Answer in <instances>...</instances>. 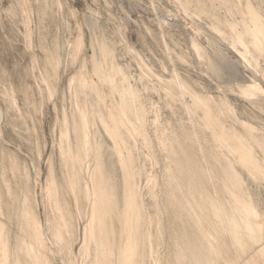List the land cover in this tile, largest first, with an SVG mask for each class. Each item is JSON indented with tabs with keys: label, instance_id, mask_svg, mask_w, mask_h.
Here are the masks:
<instances>
[{
	"label": "rangeland",
	"instance_id": "1",
	"mask_svg": "<svg viewBox=\"0 0 264 264\" xmlns=\"http://www.w3.org/2000/svg\"><path fill=\"white\" fill-rule=\"evenodd\" d=\"M99 161L109 264H264V0H0V264L96 259Z\"/></svg>",
	"mask_w": 264,
	"mask_h": 264
},
{
	"label": "bare ground",
	"instance_id": "2",
	"mask_svg": "<svg viewBox=\"0 0 264 264\" xmlns=\"http://www.w3.org/2000/svg\"><path fill=\"white\" fill-rule=\"evenodd\" d=\"M251 11V10H250ZM255 13V12H254ZM253 13V11H252V13L251 14H254ZM259 15V14H258ZM260 16V15H259ZM258 16V17H259ZM252 17V16H251ZM254 22H255V26H253V29L250 31V33H251V35H252V38H253V43H254V46H256V44H257V41H258V39L260 40V37H262L261 36V34H262V25H261V22H262V20H261V22L259 23V19L257 18V16L254 14ZM263 23V22H262ZM251 28V27H250ZM249 30V29H248ZM249 32V31H248ZM244 33V32H243ZM247 33V32H246ZM242 35V34H241ZM251 35H250V37H251ZM263 35V34H262ZM238 36V35H237ZM240 37V36H239ZM242 38V37H241ZM240 39V38H239ZM260 42H262V40L260 41ZM251 43H252V41H251ZM253 43H252V45H253ZM261 44V43H260ZM259 46V45H258ZM257 49V48H256ZM261 49V48H260ZM98 69L101 71V65L98 67ZM100 71H98V72H100ZM85 110V109H84ZM84 114V113H83ZM82 113H81V115H83ZM84 116V115H83ZM117 122V121H116ZM118 127V126H117ZM117 129H116V125H115V127L114 128H112L111 130H109V133H110V135L111 136H113V137H116L117 135H118V133H117ZM119 136V135H118ZM117 138V137H116ZM82 143H87V137L86 136H83V138H82V140H80ZM79 142V141H78ZM77 144V143H76ZM81 144V143H80ZM82 145V144H81ZM240 145H241V143H240ZM80 146V145H79ZM79 146H78V148H79ZM83 147H84V145H82ZM81 146V147H82ZM86 146V145H85ZM88 146V145H87ZM242 146V145H241ZM76 148H77V146H76ZM240 148V147H239ZM242 148V147H241ZM77 150H79V152L81 153V150H82V152H83V149H81L80 150V148L79 149H77ZM241 150V149H240ZM78 151H76V153H77ZM86 151L84 150V153H85ZM75 154V153H74ZM76 155V154H75ZM78 155H79V153H78ZM85 156H86V154H85ZM241 156V155H240ZM78 157V156H77ZM79 157H84V155H82V154H80L79 155ZM78 157V158H79ZM86 158V157H85ZM85 158L83 159V160H85ZM241 158H243V160H246L247 158H249V154H248V152L246 151L245 153H244V155H243V157H241ZM75 159H76V157H75ZM82 159V158H81ZM77 160V159H76ZM78 161V160H77ZM242 161V160H241ZM122 163V162H121ZM89 167V166H88ZM129 172V171H128ZM127 172V173H128ZM107 172H106V170H105V167H104V164L102 163V162H98L96 165H95V167H94V169L92 170V173H91V179H92V190H90V189H86V191H84V197L88 200V201H90L91 202V204H90V206H91V208H89V209H91V211L89 212V214H90V218H89V220L87 219V223H86V225H84L85 227H83V229H84V244H83V251H84V255H85V257L87 258V256L89 255V253H90V246L92 245V246H94V252L96 253V254H98V256L96 257L95 256V260L93 259V261L91 260V262H90V264H109V261H110V256H111V251H110V246H111V244H112V242H111V230L107 227L108 225H107V215H108V207H109V204H110V202H112V197H113V194L110 192V179H108L107 178V174H106ZM126 173V174H127ZM130 173H132V172H129L128 174H130ZM125 174V175H126ZM124 175V176H125ZM133 175V174H132ZM109 177V176H108ZM131 178V177H130ZM73 179V178H72ZM128 179V178H127ZM68 180V179H67ZM70 182V181H69ZM71 185L73 184V186H74V183H73V181H72V183H70ZM126 184H127V182H126ZM70 185V186H71ZM126 186V185H125ZM128 186L129 185H127V189H128ZM131 187V186H130ZM72 188V187H71ZM50 189H52L51 187H50ZM53 190V189H52ZM52 190H50V191H52ZM55 190V189H54ZM74 190V189H73ZM72 190V191H73ZM49 191V194H52L51 192ZM129 191V190H128ZM53 192V191H52ZM127 192V191H126ZM130 193H131V191H130ZM55 194V193H54ZM75 195V194H74ZM115 198V197H114ZM124 208H123V212H122V214H121V216H122V221H123V223H125L126 224V222L128 221V219L130 218L129 217V215H131V210L133 209V207H134V200L135 199H132V197H131V195L127 192L126 193V195H125V193H124ZM115 200V199H114ZM114 203H115V201H114ZM57 204V203H56ZM112 204V203H111ZM136 205V204H135ZM139 206V205H138ZM110 207H111V205H110ZM113 207H114V205H113ZM115 207H116V205H115ZM120 207V206H119ZM220 207V206H219ZM59 208V207H58ZM137 208V207H136ZM114 209V208H113ZM116 209V208H115ZM121 209V208H120ZM111 210H112V208H111ZM110 210V211H111ZM136 210V209H135ZM59 211H60V209H59ZM220 211V210H219ZM114 212H117V211H115L114 210ZM132 212H134V211H132ZM60 213V212H59ZM120 213V212H119ZM117 214H118V212H117ZM117 214H114V215H117ZM137 214V213H136ZM136 214H134V215H136ZM220 214V213H219ZM222 214V213H221ZM61 214H59V216H60ZM120 215V214H119ZM224 215V214H223ZM111 216V215H110ZM89 217V216H88ZM112 217H113V215L111 216V218L110 219H112ZM134 217V216H133ZM115 218V217H114ZM132 218V217H131ZM136 218H138V216L137 217H135V219ZM60 219H61V217H60ZM114 220V219H113ZM121 220V219H120ZM130 221H131V219H129ZM117 221H119V220H117ZM131 223V222H130ZM137 223V222H136ZM85 224V223H84ZM111 224H112V221H111ZM113 224H114V222H113ZM113 224H112V226H113ZM129 224V223H128ZM120 225V224H119ZM131 225V224H130ZM137 225V224H136ZM123 226V225H122ZM126 226V225H125ZM116 227V226H115ZM40 228V227H39ZM65 228V227H64ZM120 229H121V226L119 227ZM125 228V227H124ZM131 228V227H130ZM38 229V228H37ZM117 229H118V227H117ZM40 230V229H39ZM43 230V229H42ZM41 230V231H42ZM122 230V229H121ZM37 231V230H36ZM114 231H115V229H114ZM117 231V230H116ZM119 231V230H118ZM129 231H131V230H129ZM128 230H126V233L127 232H129ZM134 232V231H133ZM41 233V236H42V234H44V233H42V232H40ZM113 233V232H112ZM118 233V232H117ZM119 233H120V231H119ZM119 233H118V235L116 234V236H119ZM130 233V232H129ZM46 234V233H45ZM114 235H115V233H113ZM112 234V235H113ZM37 235H38V233H37ZM36 235V236H37ZM121 235V234H120ZM130 235V234H129ZM136 235V234H135ZM37 237H39V236H37ZM113 237V239L115 238L114 236H112ZM134 236H132V238H133ZM41 238V237H40ZM46 238V237H45ZM44 239V238H43ZM43 239H42V241H43ZM41 240V239H40ZM115 240H117V239H115ZM119 240V239H118ZM117 240V241H118ZM121 240V239H120ZM119 240V241H120ZM131 239H129V238H126V240H125V242H124V244L122 245V244H120L118 247V249L116 250L117 251V256L120 258V263L121 264H130V262L132 261V259L130 260V258L132 257V255H135V254H133V252L135 251V249L133 248V246H132V244H131V241H130ZM133 240H134V238H133ZM68 241V240H67ZM44 242V241H43ZM116 242V241H115ZM134 242V241H133ZM50 243V242H49ZM118 243V242H117ZM119 243H121V242H119ZM43 246H45L43 243H41ZM134 244H136V242L134 243ZM115 245V244H114ZM122 245V246H121ZM69 246V245H68ZM47 247H48V245H47ZM117 247V246H116ZM135 248H136V246H134ZM46 248V247H45ZM68 251H69V249H68ZM136 252V251H135ZM68 254V253H67ZM94 254V253H93ZM96 254H94V255H96ZM116 255V254H115ZM114 255V256H115ZM70 256V255H69ZM93 256V255H92ZM113 256V257H114ZM74 257V256H73ZM84 257V256H83ZM136 257V256H135ZM89 258V257H88ZM136 259V258H135ZM134 259V260H135ZM68 260H70V258L68 259ZM81 260H83V258L81 259ZM114 260V259H113ZM129 260H130V262H129ZM133 260V261H134ZM72 261V260H71ZM86 261L87 260H85L84 259V264H88V263H86ZM89 261V260H88ZM115 261V260H114ZM117 261H119V260H117ZM69 262V261H68ZM78 262V261H77ZM83 262V261H82ZM81 262V263H82ZM136 262V261H135ZM140 262V261H139ZM73 263H74V261H73ZM70 264H72V263H70ZM118 264V263H117Z\"/></svg>",
	"mask_w": 264,
	"mask_h": 264
}]
</instances>
